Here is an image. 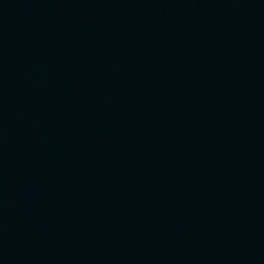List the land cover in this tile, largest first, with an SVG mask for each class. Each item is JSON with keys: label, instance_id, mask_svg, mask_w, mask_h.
I'll list each match as a JSON object with an SVG mask.
<instances>
[{"label": "water", "instance_id": "1", "mask_svg": "<svg viewBox=\"0 0 264 264\" xmlns=\"http://www.w3.org/2000/svg\"><path fill=\"white\" fill-rule=\"evenodd\" d=\"M0 264H264V0H0Z\"/></svg>", "mask_w": 264, "mask_h": 264}]
</instances>
